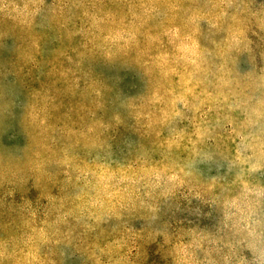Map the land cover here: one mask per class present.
Here are the masks:
<instances>
[{
	"label": "clouds",
	"instance_id": "obj_1",
	"mask_svg": "<svg viewBox=\"0 0 264 264\" xmlns=\"http://www.w3.org/2000/svg\"><path fill=\"white\" fill-rule=\"evenodd\" d=\"M185 2L147 0L153 7L143 8L138 26L101 24L88 38L105 67L145 87L151 100L142 123L114 117L61 135L47 114L14 97L0 108V173L43 187L49 210L23 236L0 233V264H26L41 244L61 246L71 264L80 234L134 209H175L191 221L193 240L177 246L176 264H202L195 237L216 225L231 232V222L246 217L238 243L264 264V228L256 224L264 216V86L240 92L227 79L208 81L210 52ZM157 5H174L175 15L153 17Z\"/></svg>",
	"mask_w": 264,
	"mask_h": 264
},
{
	"label": "rangeland",
	"instance_id": "obj_2",
	"mask_svg": "<svg viewBox=\"0 0 264 264\" xmlns=\"http://www.w3.org/2000/svg\"><path fill=\"white\" fill-rule=\"evenodd\" d=\"M173 6L157 5L149 14L171 17ZM144 7L153 6L147 0H0V108L14 97L47 114L61 135L114 117L128 121L135 115L142 123L151 100L145 87L135 76L105 67L88 38L101 24L138 26ZM181 7L195 9L189 23L210 52L205 74L212 85L227 79L240 92L264 86V0H186ZM45 192L19 174L0 173V233L23 236L33 219L41 223L49 213ZM246 220L232 221L231 232L216 225L195 237L204 245L202 264H253L237 239ZM189 223L175 209L167 216L145 209L114 215L102 228L80 234L71 264H176L177 246L193 240ZM256 224L264 228V216ZM61 250L38 245L26 264H63Z\"/></svg>",
	"mask_w": 264,
	"mask_h": 264
}]
</instances>
